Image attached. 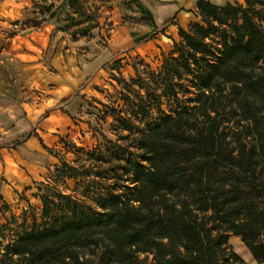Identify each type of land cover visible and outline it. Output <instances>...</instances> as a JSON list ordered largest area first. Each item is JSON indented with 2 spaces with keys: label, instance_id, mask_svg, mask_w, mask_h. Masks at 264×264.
<instances>
[{
  "label": "trees",
  "instance_id": "16d2710c",
  "mask_svg": "<svg viewBox=\"0 0 264 264\" xmlns=\"http://www.w3.org/2000/svg\"><path fill=\"white\" fill-rule=\"evenodd\" d=\"M84 3L63 4L67 24L79 29L75 41L101 27ZM197 7L201 23L179 31L174 54L151 74L158 89L188 82L195 96L157 116L148 103L144 119L120 117L128 134L119 137L139 153L125 161L117 154L123 173L96 195V208L66 195L60 204L44 199L50 222L28 229L25 211L16 238L0 241V264H142L150 256L152 264H248L232 236L264 263V0ZM214 35L218 56L207 43ZM8 229L0 225V233Z\"/></svg>",
  "mask_w": 264,
  "mask_h": 264
},
{
  "label": "rangeland",
  "instance_id": "374dc122",
  "mask_svg": "<svg viewBox=\"0 0 264 264\" xmlns=\"http://www.w3.org/2000/svg\"><path fill=\"white\" fill-rule=\"evenodd\" d=\"M66 1L0 0V138L5 139V147L23 143L52 110L62 111L71 121L58 134L62 149L34 158L46 169L37 178L42 206L25 213L28 229L50 222L42 215L44 199L60 204V195H66L96 208V195L111 188L116 174L123 173L124 164L117 168V154L125 161L139 153L131 139L119 137L128 134L119 126L120 117L137 112L144 119L148 103L157 116L159 109L169 111L178 105L177 99L186 104L196 93L188 82L182 89L176 83L158 89L151 76L161 70L182 39L180 30L169 29L173 20L165 29V23L156 28L139 3L151 12L155 23H162L165 9L176 0H87L83 7L100 17L101 27L78 41L74 35L79 29L66 22ZM36 23L40 24L34 28ZM195 23H201V18ZM147 37L150 40L142 42ZM207 43L218 56L221 38L214 35ZM137 75L143 80L132 82ZM23 223L24 213L5 216L0 225L9 229L0 233V241L11 243ZM142 264H152V257Z\"/></svg>",
  "mask_w": 264,
  "mask_h": 264
},
{
  "label": "crops",
  "instance_id": "0c3cea01",
  "mask_svg": "<svg viewBox=\"0 0 264 264\" xmlns=\"http://www.w3.org/2000/svg\"><path fill=\"white\" fill-rule=\"evenodd\" d=\"M198 1L176 0L173 7L165 9L166 15L162 23L156 22V27L173 20V24L169 27L170 30L178 32L188 28L200 18L197 7ZM207 1L218 6L244 4V0ZM44 38L46 39V37ZM70 124L69 117L62 111L52 110L40 124L39 129L35 133L29 134L23 143L12 148H6L5 139L0 138V224L5 216L19 215L29 208L42 206V200L39 196L41 183L37 182V178H41L42 169H46V167H39V163L34 158H44V153L51 154L55 152L54 150L62 149L63 139L58 140L60 137L58 134ZM36 200L38 203H33ZM230 242L246 263L264 264L255 260L240 237L233 236Z\"/></svg>",
  "mask_w": 264,
  "mask_h": 264
}]
</instances>
